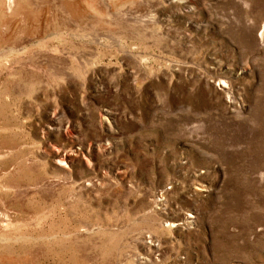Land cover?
Wrapping results in <instances>:
<instances>
[{
  "label": "rangeland",
  "instance_id": "1",
  "mask_svg": "<svg viewBox=\"0 0 264 264\" xmlns=\"http://www.w3.org/2000/svg\"><path fill=\"white\" fill-rule=\"evenodd\" d=\"M0 264H264V0H0Z\"/></svg>",
  "mask_w": 264,
  "mask_h": 264
},
{
  "label": "bare ground",
  "instance_id": "2",
  "mask_svg": "<svg viewBox=\"0 0 264 264\" xmlns=\"http://www.w3.org/2000/svg\"><path fill=\"white\" fill-rule=\"evenodd\" d=\"M63 162V161H62Z\"/></svg>",
  "mask_w": 264,
  "mask_h": 264
}]
</instances>
